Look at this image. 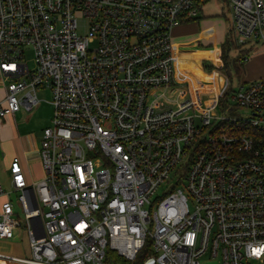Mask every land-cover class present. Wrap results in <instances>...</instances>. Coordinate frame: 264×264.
Returning a JSON list of instances; mask_svg holds the SVG:
<instances>
[{
  "label": "built area",
  "instance_id": "2783aa9c",
  "mask_svg": "<svg viewBox=\"0 0 264 264\" xmlns=\"http://www.w3.org/2000/svg\"><path fill=\"white\" fill-rule=\"evenodd\" d=\"M209 1L0 0V117L40 88L54 105L44 177L10 164L24 218L10 198L0 211V238L25 226L31 255L0 264H264V77L203 108L176 84L173 30ZM224 1L235 44H264V0Z\"/></svg>",
  "mask_w": 264,
  "mask_h": 264
},
{
  "label": "crops",
  "instance_id": "0c3cea01",
  "mask_svg": "<svg viewBox=\"0 0 264 264\" xmlns=\"http://www.w3.org/2000/svg\"><path fill=\"white\" fill-rule=\"evenodd\" d=\"M203 12L197 18L178 25L173 30L175 58V79L180 88H186L198 104L208 106L218 96H222L229 87L230 79L221 59L222 44L227 39L228 28L221 18L207 19ZM217 23H222V31ZM210 64L213 68L209 69ZM0 73V85L7 94L6 80ZM5 101V99H4ZM19 111V110H18ZM17 111V112H18ZM8 114L0 120V182L5 191L0 194L2 203L11 199V195L21 190L12 185L10 164L15 156L23 161V169L28 182L40 180L45 170L40 156V145L34 134L21 131L16 114ZM26 168V169H25ZM0 252L27 257L31 255L30 239L25 226L15 229L13 238H0ZM2 264H24L15 259L2 258Z\"/></svg>",
  "mask_w": 264,
  "mask_h": 264
},
{
  "label": "rangeland",
  "instance_id": "374dc122",
  "mask_svg": "<svg viewBox=\"0 0 264 264\" xmlns=\"http://www.w3.org/2000/svg\"><path fill=\"white\" fill-rule=\"evenodd\" d=\"M203 14L207 19H216L221 18L224 20V23L227 28L231 26L232 15L231 12L227 10V4L224 0H210L208 3L203 6ZM87 19L80 18L78 31L80 33H85L87 30ZM219 24V25H218ZM218 29L222 31V23H217ZM247 54V60L244 63H237L239 66V74L236 71V66L230 62L229 66L226 67L225 71L228 74L230 80H233V83L236 85L239 82L243 81H252L254 79L264 77V44L261 41L256 42L254 46H251L249 42H246L241 45H235L231 47L230 57H235L237 54ZM26 60L28 61L31 69L36 68L35 56L33 47L29 46L26 49ZM6 82H10V77H5ZM3 85V84H2ZM0 85V106L7 108V103L4 101L6 98V92L4 86ZM39 98L41 99L38 104L34 106L32 110H27L24 106L17 112V122L21 131H26L28 133L34 134L37 138L38 145L41 146L42 134L45 127L52 124V118L54 114V105L52 103L53 94L50 88H40L37 92ZM202 105V104H201ZM246 114L249 112L246 110ZM8 116V115H7ZM4 117H0L2 120ZM22 160V159H21ZM96 166L97 157H94ZM23 163V161L21 162ZM26 169V168H25ZM176 179L173 181L165 180L157 189V192L152 196L153 200L163 197L168 189L176 183ZM179 185L187 190V180L184 179L183 182L180 181ZM19 194L14 192L11 195L12 201L15 203L17 210V216L21 219L24 218V212L18 201ZM201 264H219L217 257H212L209 254L203 255L200 257Z\"/></svg>",
  "mask_w": 264,
  "mask_h": 264
},
{
  "label": "trees",
  "instance_id": "16d2710c",
  "mask_svg": "<svg viewBox=\"0 0 264 264\" xmlns=\"http://www.w3.org/2000/svg\"><path fill=\"white\" fill-rule=\"evenodd\" d=\"M235 42L233 40V31H232V25L228 28V34H227V39L226 41L222 44V54H221V59L224 62V68L226 69L227 66H229V63L232 62L236 66V71L239 74V66L237 63H240V60L242 59V54H237L235 57H230V51L231 47L235 46ZM242 63V62H241ZM209 69L213 68L210 64L207 65ZM230 77V76H229ZM235 85L233 83V80H230L229 87L227 91L225 92V95L221 97V102H224L235 90Z\"/></svg>",
  "mask_w": 264,
  "mask_h": 264
}]
</instances>
